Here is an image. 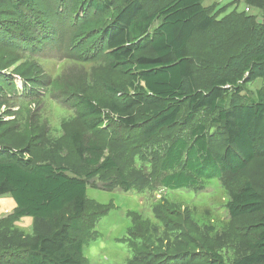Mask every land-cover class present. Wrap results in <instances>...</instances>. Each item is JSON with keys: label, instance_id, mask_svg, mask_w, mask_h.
Wrapping results in <instances>:
<instances>
[{"label": "rangeland", "instance_id": "374dc122", "mask_svg": "<svg viewBox=\"0 0 264 264\" xmlns=\"http://www.w3.org/2000/svg\"><path fill=\"white\" fill-rule=\"evenodd\" d=\"M33 1L32 10L20 11L0 0V142L17 151L29 147L37 162L47 157L55 167L82 175L89 172L85 159L92 142L102 149L101 161H114L117 170L99 174L86 190V225L80 233L83 240L90 238L84 247L86 264H157L183 252L200 258L210 251L222 255L224 264H232L246 254V232L257 217L232 220L227 204L244 181L264 195V160L251 163L235 184L224 175L186 189L161 187L164 174L157 163L169 142L188 132L175 126L151 142L138 127L123 126L110 108L121 103L123 95L117 94L133 93L129 76L111 67L101 36L108 17L123 1L109 0L112 9L104 14L92 11L89 0ZM166 2L143 3L152 11ZM262 3L203 0L216 28L215 33L196 34L189 47L190 55L208 65L196 78L199 87L208 86L216 62L226 61L249 40L251 29L243 26L246 17L264 25ZM211 43H220L219 50ZM258 91L264 92L262 80L245 86L242 94L256 99ZM89 101L97 113L86 109ZM133 114L139 126L144 119L141 109H133ZM204 123L209 125V119ZM213 151L223 152L221 142L215 141ZM120 178L133 188L104 190ZM107 208L91 224L92 213ZM15 212L13 200L0 197V264H23L14 263L10 253L27 248L38 233L50 228L47 221L19 218Z\"/></svg>", "mask_w": 264, "mask_h": 264}, {"label": "trees", "instance_id": "16d2710c", "mask_svg": "<svg viewBox=\"0 0 264 264\" xmlns=\"http://www.w3.org/2000/svg\"><path fill=\"white\" fill-rule=\"evenodd\" d=\"M122 1L102 27L101 36L111 67L129 76L133 93L117 94L123 97L120 104L110 105L112 112L123 126L138 127L151 142L175 126L187 130L188 134L169 142L157 163V170L164 174L160 180L164 189H186L224 175H230L235 184V178L244 176L251 163L264 160V92L258 91L256 99L242 94L248 84L264 81V25L246 17L243 26L251 29L249 40L226 61L216 62L208 86L201 88L196 78L208 65L190 55L189 47L196 34L215 33L216 28L203 0H167L152 11L144 5L145 0ZM7 2L20 11L32 10L34 4L33 0ZM110 2L89 0V7L104 14L112 9ZM220 43L211 46L218 51ZM148 50L151 55H142ZM85 107L97 113L90 101ZM135 108L141 109L144 117L139 126ZM184 109L187 112L180 121ZM199 118L203 121L197 122ZM206 119L209 125L204 123ZM2 126L0 119V138ZM214 140L223 145L222 153H214ZM76 150L83 158L78 144ZM101 158V147L92 142L85 159L89 172L82 175L55 167L47 157L37 162L29 147L17 151L0 142V197L13 200L17 217L50 224L48 232L38 233L27 248L10 253L14 263L86 264L84 247L90 238L80 236L86 225V190L99 174L117 170L112 159ZM117 187L129 191L133 185L120 178L104 190ZM237 187L227 204L231 219L257 218L246 232V254L232 264H264V195L249 181ZM108 211L92 213L91 224ZM210 252L200 258L197 253L183 252L157 264H224L222 255ZM139 260L144 261L142 256Z\"/></svg>", "mask_w": 264, "mask_h": 264}, {"label": "crops", "instance_id": "0c3cea01", "mask_svg": "<svg viewBox=\"0 0 264 264\" xmlns=\"http://www.w3.org/2000/svg\"><path fill=\"white\" fill-rule=\"evenodd\" d=\"M204 7V6H203ZM205 8V7H204ZM257 81H259V80H257Z\"/></svg>", "mask_w": 264, "mask_h": 264}]
</instances>
